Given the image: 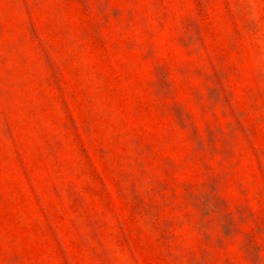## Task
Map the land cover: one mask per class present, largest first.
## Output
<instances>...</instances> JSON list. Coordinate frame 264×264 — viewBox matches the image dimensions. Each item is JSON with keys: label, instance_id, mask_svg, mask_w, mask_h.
I'll list each match as a JSON object with an SVG mask.
<instances>
[{"label": "rangeland", "instance_id": "374dc122", "mask_svg": "<svg viewBox=\"0 0 264 264\" xmlns=\"http://www.w3.org/2000/svg\"><path fill=\"white\" fill-rule=\"evenodd\" d=\"M0 264H264V0H0Z\"/></svg>", "mask_w": 264, "mask_h": 264}]
</instances>
